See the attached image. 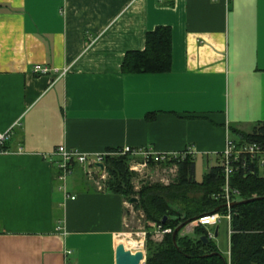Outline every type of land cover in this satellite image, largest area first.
Segmentation results:
<instances>
[{"label": "crops", "instance_id": "crops-1", "mask_svg": "<svg viewBox=\"0 0 264 264\" xmlns=\"http://www.w3.org/2000/svg\"><path fill=\"white\" fill-rule=\"evenodd\" d=\"M158 26L169 70H123ZM263 120L264 0H0V264H115L130 202L95 168L60 180L57 146L190 145L199 183L195 158L209 169L228 132Z\"/></svg>", "mask_w": 264, "mask_h": 264}, {"label": "trees", "instance_id": "trees-1", "mask_svg": "<svg viewBox=\"0 0 264 264\" xmlns=\"http://www.w3.org/2000/svg\"><path fill=\"white\" fill-rule=\"evenodd\" d=\"M170 61V28L158 26L146 33L143 50L125 54L122 69L132 72H164L169 70ZM233 133L239 139L257 143L264 149V120L259 122L252 133L237 130H233ZM118 150L119 148L107 149L112 152ZM126 159V155L107 156L104 164L110 176L107 189L128 199L131 189L129 173L125 168ZM229 183L232 189H237L240 193L236 198H261L231 206L227 258L221 254L208 256L219 251L212 239L208 238L207 242H203L201 237L206 236L207 228L200 225H196L195 233L189 235L178 231L175 235L176 244L172 240V231L181 222L192 220L214 209L221 213L226 212L222 199L224 178L220 166H211L202 181L197 183L194 180L193 159H184L178 163L177 181L144 186L139 194L140 206L146 218L162 228H171V232L164 234L160 243L147 240L144 264H264V171L260 174L250 169L245 174L236 173L231 176ZM190 193H195L198 197L190 198Z\"/></svg>", "mask_w": 264, "mask_h": 264}, {"label": "built area", "instance_id": "built-area-1", "mask_svg": "<svg viewBox=\"0 0 264 264\" xmlns=\"http://www.w3.org/2000/svg\"><path fill=\"white\" fill-rule=\"evenodd\" d=\"M35 74L46 73L48 68L46 67H35ZM11 135V128L0 132V153L7 152L6 142L9 140ZM50 158L54 159L55 165L60 170L58 178L64 181L67 175L73 172L75 165H81L85 168L86 173L91 176L94 174L92 171L94 168L100 171L98 167L94 164L96 162H102L107 156H122L126 155L129 158L140 159L145 164L154 165H174L178 166V163L184 159H194L195 151L190 145L186 146L184 149L179 151H156L151 146L143 147H130L124 146L119 148L118 151H103L99 153H84L80 152L75 148H68L65 145L57 146L50 154ZM216 165L220 166L223 172L224 184L222 199L226 207V212H208L199 215L194 222L196 225L203 227L216 226L222 218L227 220L228 223V236L231 233L230 221L232 216L231 203L237 200V196L240 195L237 189H232L230 186V178L234 174L246 173L250 169L256 170L260 173L264 171V149L260 147L257 143L247 142L239 138H234L229 132L226 135L224 147L221 151L216 153ZM106 172L105 164L104 169L100 171L101 177L104 176ZM260 173V174H262ZM101 189L102 186L100 185ZM73 198V197H71ZM236 198V199H235ZM151 227L154 229V234L156 237L162 238L164 234L170 233L171 228H162L161 225L156 223H150ZM146 237V232H142ZM207 238H214V230L207 229ZM139 245L136 247H131L128 249H141L145 252V245L143 241H140ZM229 253V251H228ZM145 254V253H144Z\"/></svg>", "mask_w": 264, "mask_h": 264}, {"label": "rangeland", "instance_id": "rangeland-1", "mask_svg": "<svg viewBox=\"0 0 264 264\" xmlns=\"http://www.w3.org/2000/svg\"><path fill=\"white\" fill-rule=\"evenodd\" d=\"M215 159H211L208 161L209 164H213ZM125 168L129 173V185L131 189V193L128 194L129 198L136 197L137 201L134 203H130L129 206L132 208L133 212L130 217V221L128 222V226L125 228L124 233L120 236L121 240H128L130 242H135L140 244V241L146 244L147 240L153 243H160L163 239L156 237V234L149 231L148 226L150 223L146 218L141 206L140 200L141 195L139 194L140 190L150 184H169L177 181L178 178V166L174 165H154V164H145L140 159H133L127 157L125 160ZM207 161L204 158H195V178L196 180L200 181L203 177V173L208 169ZM262 173V170H260ZM73 178H79L76 175L70 176L68 178V183L71 184ZM110 176L107 172H105L104 176L101 177L100 173L97 176H94L93 183L94 184H104L105 188L108 187V180ZM80 179V178H79ZM73 180V181H72ZM190 198L198 197L195 193L189 194ZM128 198V199H129ZM237 200H240L237 198ZM174 208H177L175 204H172ZM196 223L191 222L187 224L182 230V234H192L195 233ZM215 226H208L207 229H214ZM146 232V237L143 235L142 232ZM212 242L215 244L219 253L227 258L228 250H229V236H228V223L227 220L222 218L218 223V235L212 239ZM125 247H130L125 246Z\"/></svg>", "mask_w": 264, "mask_h": 264}, {"label": "water", "instance_id": "water-1", "mask_svg": "<svg viewBox=\"0 0 264 264\" xmlns=\"http://www.w3.org/2000/svg\"><path fill=\"white\" fill-rule=\"evenodd\" d=\"M96 167H98L101 170L104 169V164L102 162H96L94 164ZM261 197H252V198H248V199H240V200H236L234 202L231 203L232 205L235 204H245L257 199H260ZM128 201L130 203H134L137 201L136 197H131L128 199ZM217 209H214L213 212H216ZM196 218H193L192 220H185L183 222H181L180 224H178L174 230L172 231V240L174 242V244H176L175 242V235L178 233V231H180L184 226H186L187 224H189L190 222L194 221ZM165 220V218H164ZM218 235V225H216L214 227V237H216ZM201 239L203 240V242H207L208 238L204 235L201 237ZM213 254H218L220 255L219 252H214L211 254H208V256L213 255ZM144 252L141 249H128L125 248L124 246H122L121 244H119L116 248H115V264H140L143 260H144ZM225 264V263H224Z\"/></svg>", "mask_w": 264, "mask_h": 264}, {"label": "bare ground", "instance_id": "bare-ground-1", "mask_svg": "<svg viewBox=\"0 0 264 264\" xmlns=\"http://www.w3.org/2000/svg\"><path fill=\"white\" fill-rule=\"evenodd\" d=\"M121 245L122 246H131V247H136L137 245H139V244H137V243H135V242H130V241H128V240H122L121 241ZM125 248H127V247H125Z\"/></svg>", "mask_w": 264, "mask_h": 264}]
</instances>
